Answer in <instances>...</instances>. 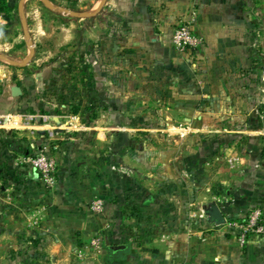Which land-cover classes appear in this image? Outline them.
<instances>
[{"label":"rangeland","instance_id":"374dc122","mask_svg":"<svg viewBox=\"0 0 264 264\" xmlns=\"http://www.w3.org/2000/svg\"><path fill=\"white\" fill-rule=\"evenodd\" d=\"M110 1L38 0L36 54L23 42V60L0 61V264H170L177 231L186 262L213 241L205 258L219 262L232 238L244 254L262 236L242 240L238 222L264 207L239 216L234 197L264 170V46L218 72L196 51L152 47L156 31L130 30L128 1ZM1 18L30 33L18 7ZM40 152L57 182L75 180L70 197L35 177Z\"/></svg>","mask_w":264,"mask_h":264},{"label":"crops","instance_id":"0c3cea01","mask_svg":"<svg viewBox=\"0 0 264 264\" xmlns=\"http://www.w3.org/2000/svg\"><path fill=\"white\" fill-rule=\"evenodd\" d=\"M7 1L10 7H18L22 23L24 25L26 21L25 26L30 33L26 30L24 33L9 35L7 23L5 19L1 18L4 12H0V61L13 59L19 62L24 59L27 51L23 53L18 48L16 50L14 48L23 42L26 43L27 49L30 45L33 46L31 51L28 50V53L30 51L34 55L36 54V22L34 18L38 0ZM121 1H128V11L121 12L122 15H126L130 30L156 31L155 36L149 39V43L152 47L164 50L166 54H171L173 51L171 43L175 27L183 18L188 17L191 9L195 8L197 10L195 27L197 32L204 37L205 42L201 49L194 54V57L197 56L201 63L211 64L218 72H235L240 66H247L253 60V48L259 45L264 46V0H111L110 2L118 7ZM37 29L42 31L43 26L40 25ZM18 126L31 127L30 123L26 122ZM30 132L31 130H22L17 133L29 134ZM32 132L36 133V131ZM3 137L7 136L0 133V151L7 152V147L4 149L1 142ZM35 138L36 136H32L30 140H35ZM100 183L103 182L100 180ZM73 186L77 187L75 180L64 177L60 182L58 180L55 187L61 192L66 191L62 196L67 198L71 196L70 189ZM235 189L239 194L234 197L237 204L234 209L236 215L245 214L253 204L264 207V170L258 171L254 175L245 176ZM47 222L49 223L50 220ZM45 232H49V229L47 228ZM49 236V238L52 237ZM176 237L178 239L176 246L173 250L171 249L167 261L170 264H264V235L250 238L247 243L248 249L244 251V254L239 251L233 238L226 241L221 239L224 240L221 241L223 244H227L226 246L222 244L223 247L219 250L221 256L219 262L213 261L211 257L205 258V254H208L213 246L210 243L206 250L200 253L198 260L191 259L186 262L184 231H177ZM213 239H215L214 235H210L208 242H212ZM213 242L212 250L215 253L218 248L217 241ZM126 247L119 254L123 252L125 255L130 249L127 245Z\"/></svg>","mask_w":264,"mask_h":264},{"label":"built area","instance_id":"2783aa9c","mask_svg":"<svg viewBox=\"0 0 264 264\" xmlns=\"http://www.w3.org/2000/svg\"><path fill=\"white\" fill-rule=\"evenodd\" d=\"M197 19V10L191 9L188 17L183 18L174 29L172 35L173 46L182 53H193L198 51L204 44V37L196 30L195 23ZM262 80L264 83V67L262 71ZM34 173L37 172L42 182L48 186H55L57 183V163L55 159L43 152L35 154L29 161ZM96 207L101 208L98 203ZM241 230V238L245 239L246 233L264 235V211L257 209L248 220L238 222Z\"/></svg>","mask_w":264,"mask_h":264},{"label":"water","instance_id":"95a60500","mask_svg":"<svg viewBox=\"0 0 264 264\" xmlns=\"http://www.w3.org/2000/svg\"><path fill=\"white\" fill-rule=\"evenodd\" d=\"M35 177L38 178L39 174L37 172H35ZM212 215L214 218H216L219 221H224V215L223 212L221 210V208L217 205V204H213L212 205ZM127 247L124 244H115V245H111L110 246V251L113 254H117L119 253L121 250H125Z\"/></svg>","mask_w":264,"mask_h":264},{"label":"trees","instance_id":"16d2710c","mask_svg":"<svg viewBox=\"0 0 264 264\" xmlns=\"http://www.w3.org/2000/svg\"><path fill=\"white\" fill-rule=\"evenodd\" d=\"M10 9H11V7L9 6L7 0H0V12H4L5 13V12H8Z\"/></svg>","mask_w":264,"mask_h":264},{"label":"flooded vegetation","instance_id":"af4514ba","mask_svg":"<svg viewBox=\"0 0 264 264\" xmlns=\"http://www.w3.org/2000/svg\"><path fill=\"white\" fill-rule=\"evenodd\" d=\"M113 254V253H112Z\"/></svg>","mask_w":264,"mask_h":264}]
</instances>
